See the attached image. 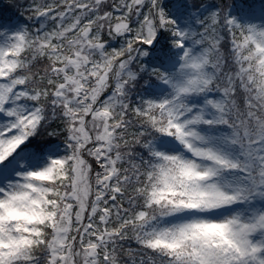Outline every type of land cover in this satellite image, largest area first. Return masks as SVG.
<instances>
[{
  "label": "snow or ice",
  "instance_id": "obj_1",
  "mask_svg": "<svg viewBox=\"0 0 264 264\" xmlns=\"http://www.w3.org/2000/svg\"><path fill=\"white\" fill-rule=\"evenodd\" d=\"M0 264H264V0H0Z\"/></svg>",
  "mask_w": 264,
  "mask_h": 264
}]
</instances>
